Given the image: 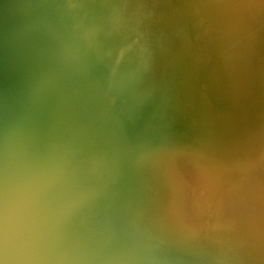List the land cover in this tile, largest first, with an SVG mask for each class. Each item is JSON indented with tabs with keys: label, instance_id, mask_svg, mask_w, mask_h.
<instances>
[{
	"label": "water",
	"instance_id": "obj_1",
	"mask_svg": "<svg viewBox=\"0 0 264 264\" xmlns=\"http://www.w3.org/2000/svg\"><path fill=\"white\" fill-rule=\"evenodd\" d=\"M145 1L0 0V264L241 263L235 219L232 255L176 216L173 159H214L201 74L215 45L205 29L197 48L135 40L144 26L188 35L169 17L184 3L159 18ZM219 1L212 24L232 33Z\"/></svg>",
	"mask_w": 264,
	"mask_h": 264
},
{
	"label": "bare ground",
	"instance_id": "obj_2",
	"mask_svg": "<svg viewBox=\"0 0 264 264\" xmlns=\"http://www.w3.org/2000/svg\"><path fill=\"white\" fill-rule=\"evenodd\" d=\"M225 4L228 17H233L248 46V56L239 65L242 98H248L246 102L241 100L242 110L238 115L240 124L244 127L234 134L235 142L228 145L221 160L215 158L214 162L211 159L195 162L200 173L197 179L201 190L198 198L195 199L191 190L186 194L181 182L183 175L177 173L174 168L176 186L178 185L176 216H183L184 223L191 224L190 229L198 233H195L196 235H221L224 250L235 255L238 249L235 240L227 239L234 237L231 233L234 220L229 216L225 204L233 203V196H237L239 202L231 208L234 213L241 209L242 217L238 222L242 225V235H245L251 252L254 251L260 263L264 264V260L259 257L260 251L256 252L254 246H258V250H264V0H225ZM200 7L197 8L200 18L203 19L205 15L210 14L209 5ZM165 25L163 22V26ZM204 36L207 40L213 33L209 31L203 34ZM216 40L221 41L220 38L214 39ZM229 60L222 59L219 66L217 65L221 75L218 80L220 85L224 83V73L230 69ZM164 70L168 72L165 67ZM235 157L236 162H232ZM248 159L250 162L254 159L251 165L249 164V170L253 171L250 174L246 171ZM239 175H242V178ZM233 191H237L239 195ZM248 196L250 198H245ZM255 219L260 224L256 228L253 225Z\"/></svg>",
	"mask_w": 264,
	"mask_h": 264
},
{
	"label": "rangeland",
	"instance_id": "obj_3",
	"mask_svg": "<svg viewBox=\"0 0 264 264\" xmlns=\"http://www.w3.org/2000/svg\"><path fill=\"white\" fill-rule=\"evenodd\" d=\"M170 1H173V0H147L145 1L147 3V6L145 7L143 5L145 7L143 9L146 10V12L156 13V15L159 18H161V16H163V11H166V10H163V8L166 9L167 5L172 7ZM178 1L180 3H184L183 6L187 7L190 13L187 11L188 12L187 15H184L183 13H180V12L175 13L173 11L171 12V15L169 17L177 18L182 23L181 27L183 26V28H185L188 33L185 40L182 37L181 33H179V29L175 27L176 25H173V27H158L157 29L156 27L144 26L142 31L135 33L134 39L137 40L141 36L150 38L151 31L157 30L156 32L159 33V38L161 40H166V38H168V40H171L173 43L188 40L189 42H192L194 44L195 48H197L196 45L200 47L199 45L200 37L198 36L199 31H201V33L204 29L206 30L204 31L205 33L210 31L211 29L214 31L215 36L214 37L210 36L211 38H208L206 41L212 42L213 44H210L211 46L215 45L213 50L216 53L212 51L210 52V55H207L209 61L207 60L206 62L207 64H205V61H204L205 66L203 67H205V69L203 67H200V68H203V73L201 74V76L206 77L208 84H210V81H211L214 89L216 90L214 96H211V97L209 96V100H208L209 104H208V112H207L208 117L210 118L208 122L209 127L213 129V133L211 134V137L209 139L208 138L206 139L205 141L206 143L204 147L207 149V151L211 155H213L214 159H211V161L214 162L216 161L215 158L217 154L222 155L223 152H226L225 150L228 148V145H231V143L234 144L235 142L234 139H236L234 134L239 130L241 131L242 128L244 127L240 124L238 115H240V112L242 110V108L240 107L241 100L245 101L248 98L246 96L242 98V86H241V78H240L239 61L243 62L245 58L248 56L246 55V53H248V46L246 44L247 42L245 38L241 36V34L239 33L240 29L238 26L236 25L232 26L231 28V31L233 30L232 33L228 32L229 30H226L227 32L223 31L222 30L223 27L221 28L220 26H219V31H217V28H215L214 25L212 24V22L216 20L217 15H214L211 17L210 14H208V15H205L203 19L200 18V13L197 7H200V5L203 7L205 4L206 6L212 5L216 11L217 7L220 8L219 4L221 3L219 0H178ZM152 5H157V7L152 6ZM99 7H100L99 10L106 12V9L103 6H99ZM137 8L138 7L136 6V8L134 9L136 10ZM146 14L147 13L142 14L140 21L141 20L144 21ZM129 15L136 17V13H132ZM140 21H134L132 24H138V26L142 28L144 23L141 22L140 24ZM124 24L126 25V23H122V26H125ZM196 25H198L200 30H198ZM120 30H122V28ZM213 38L214 39L220 38L221 41L220 40L214 41ZM186 45H189V44H186ZM174 46L175 44L171 45L170 48L173 49ZM182 55H184V52L182 53ZM222 59H227V60L230 59L229 60L230 69L224 73L225 74L224 78H222L224 83L220 85L218 80L220 79L221 75L219 72V68L217 69V65L219 66L220 61ZM183 78L184 76H181L180 79H183ZM232 79H234V81ZM179 84L182 85L181 82H179ZM212 85L210 84V86ZM202 87L205 89L206 85L202 84ZM221 100H223L224 102H222ZM236 159H237L236 157L233 158L232 162H236ZM195 162L196 161L191 160V159H185V158H179V157H175V159H173V164L175 165L174 168H176L177 173H181L183 175L182 177L183 180L181 179L183 190L186 191V194L189 193V190L194 192L195 199H196L198 198L200 194L199 192H201V190H200V187L197 181L198 175H200V173L197 170V165H196L197 163ZM251 162L249 159L247 160L248 164H247L246 171L248 172V174L253 173V171L251 172V170H249ZM192 175L194 176L192 177ZM246 176L249 178L248 175ZM239 177L242 178V175H239ZM233 193H236L239 195L237 191H233ZM233 198L235 200L233 203L229 202V204L228 203L226 204L224 203V204L227 205L226 206L227 210L229 209V213L232 214L230 215V217L232 219H235V222H236V227L234 230L237 233L238 247L241 250L238 254L237 261L239 260V258H241L242 261L240 264H247L248 259L245 257V255L247 254L245 250H250V249L248 245L246 244L247 240L245 239V235L244 234L242 235V232H241L242 225L238 223V219L242 217L241 211H240L241 209L238 212L236 211V213H234V211L231 208V206L237 205V203L239 202L238 201L239 199L237 196H233ZM245 198H250V197L248 196ZM234 214H237L238 216H235ZM186 225L189 228H192L191 224L188 225L186 223Z\"/></svg>",
	"mask_w": 264,
	"mask_h": 264
}]
</instances>
